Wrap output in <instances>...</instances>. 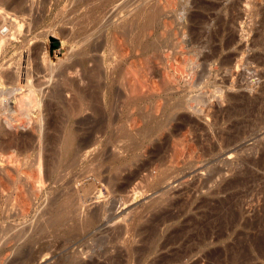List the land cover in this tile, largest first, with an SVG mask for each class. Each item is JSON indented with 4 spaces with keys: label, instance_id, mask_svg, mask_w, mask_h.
Segmentation results:
<instances>
[{
    "label": "bare ground",
    "instance_id": "6f19581e",
    "mask_svg": "<svg viewBox=\"0 0 264 264\" xmlns=\"http://www.w3.org/2000/svg\"><path fill=\"white\" fill-rule=\"evenodd\" d=\"M35 2L32 1L33 9ZM40 2L43 10L52 11V7L58 6L61 0ZM69 2L67 6H61L52 19L53 25L58 24V34L68 46H65L67 52L64 58L49 57L47 48L41 62L38 57L40 53H36L39 49L33 50L30 55L31 64L28 68L34 79L31 87L36 99L40 101L41 96L45 111L43 131L41 120L34 118L33 142L28 145L36 160L25 171L19 155L0 159L1 165L7 161L3 170L8 176L14 177L10 168L22 175L14 180L17 188L13 191L15 203L19 205L24 219L18 220L14 228L11 225L16 229L7 232L3 237L5 240L1 242V252L8 250L12 255L10 258L9 253L8 258L11 260L7 258L8 264H25L31 251L37 219L43 216L30 219L32 198L44 197L43 207L52 208L53 213L57 212L61 219L77 214L72 228L81 230L78 238H87L99 223L93 217L96 210L104 209L109 201L107 196L122 194L138 173L132 172L119 183L117 180L124 171L120 165L155 160H209L220 155L227 144L224 132L225 94L222 89L225 84L222 78H216L218 82H215L220 87L211 88L212 65L216 61L214 58L218 49L213 45V34L206 35L202 40L207 33L206 23L202 19L204 17L195 13L189 16L190 19H196L199 29L180 25L179 28L177 21L181 12L176 13L177 0H165L162 5L149 0H127L119 7L115 5L117 0ZM114 5L116 9L112 11ZM45 11H38L36 19H42ZM169 29L173 32L169 33ZM186 32L188 38L184 39ZM200 39V45L196 46L195 42ZM147 53H151L154 62L165 56V62H155L159 72L154 71L151 59L145 60L143 57L142 61L139 57L138 63L131 62L126 68L121 67L130 57ZM26 62L23 65V62L20 63V67L25 66ZM218 62L223 65L222 60ZM14 66L0 69V96L27 86L29 80L26 79L28 74L25 71H22L21 76L25 72L27 82L16 85L18 78L15 74L18 69L17 65ZM22 69L26 70L24 67ZM10 83L11 86H7ZM219 88L222 92L216 93L220 104L214 110L209 106L203 107L205 95L214 94ZM122 104L129 107H126L128 110L125 109L127 112L124 115H121ZM188 112L196 117L190 116ZM113 128L115 132L111 133ZM4 129L0 124L1 135H5ZM152 136H156L154 142H150ZM77 168L85 169L83 173L80 171L81 175L68 178V174L75 173ZM89 205L91 209L87 210ZM171 206V202L163 196L136 214L122 218L130 226V232L127 238H123V230L118 226L113 234L116 240L111 237L113 242L124 243L127 257L137 261L154 253L160 231H168L182 214L181 209L174 210ZM176 232V229L171 231L159 248L174 244ZM136 238L142 239L145 244L138 250L129 245V239ZM206 239L204 235L202 241ZM81 250L82 253L86 252L83 248ZM114 254H108V264H124L123 252L118 249ZM189 254L188 250H170L158 255L150 264H181L184 257L189 258ZM76 263L79 262H70Z\"/></svg>",
    "mask_w": 264,
    "mask_h": 264
},
{
    "label": "rangeland",
    "instance_id": "374dc122",
    "mask_svg": "<svg viewBox=\"0 0 264 264\" xmlns=\"http://www.w3.org/2000/svg\"><path fill=\"white\" fill-rule=\"evenodd\" d=\"M32 1L0 0V69H11L17 65L16 85L24 81L26 83V79L29 80L27 86L19 87L18 90L12 89L14 92L8 91L0 96V124L5 127V135L0 134L2 138H0V159L19 155V158L22 157L25 171L36 160L35 154L28 146L33 142V123L37 118L41 120V132L45 124L41 96L40 101L36 99L31 87L34 79L28 66L31 64L33 50L39 49L36 53L38 52V55L40 53L38 57L41 58V62L45 57V48L48 50L49 57L62 59L68 47L58 34V24L53 25L52 19L55 18L61 6H67L69 0H61V2L58 0L60 4L52 7V11L46 10L47 12L43 10V5H40V0H36L37 3L35 2L33 9ZM117 1L115 5L119 7L127 0ZM149 1L162 5L165 0H158L161 3L157 0ZM177 2L176 13L182 14V16L178 15L179 28L180 26H196L199 29L196 19H190L194 15L192 13H195L204 17L202 19L206 23L207 33L202 40L206 35L213 34L215 37L213 45L218 50L214 58L216 61L212 65L214 69L211 76L215 78L213 80L210 78V83L213 89L220 87V84L216 83L217 80L222 78L225 82H223L225 85L222 84L225 94L224 132L227 137L224 151L220 155L203 161L182 159L123 163L120 166L124 171L117 182H123L125 177L134 171L138 173L121 192L122 194L115 193V195L107 196L109 201L104 209L96 210L93 217L96 222L99 220V223L89 234L91 236L87 238H78L81 230L75 231L72 228L73 219L77 214L61 219L57 212L53 213L52 208L49 210L43 207L44 197L32 198L30 219L43 216L37 219V227L32 235L33 245L25 264H70L71 261L80 264H87V262L88 264H108L110 255H115L118 249L124 254V264H150L158 255L177 249L190 251L189 258L184 257L181 264H264V1L177 0ZM115 5L111 8L112 11L116 9ZM38 11L45 12L42 19L40 17L37 20ZM44 31L45 34H43ZM168 32L173 31L169 29ZM186 33L183 36L184 39L188 38V32ZM202 40H197L195 45L199 46ZM202 50L208 51L207 48ZM147 55L132 56L123 62L121 67L126 68L132 64L131 62L138 63L152 58L151 53ZM164 57L162 55L161 59L164 60L155 59V62L156 60L158 63L165 62ZM219 59L222 60L223 65L218 64ZM151 61L154 71H158L159 69L155 67L157 62L155 63L154 59ZM25 62L26 67H21L28 69L27 71L20 67V63L23 65ZM22 71L27 72V77L25 72L24 78L21 76ZM212 81L216 84L214 85ZM9 85L11 86V83L7 86ZM7 86L4 87L7 88ZM216 92H222L221 88L214 94L205 95L203 107L209 106L214 110L220 104ZM127 106L121 105V115L127 112L129 109ZM194 115L190 114L196 117ZM119 122L121 123L122 120ZM112 131L111 133L115 132L114 128ZM151 138L150 142H154L156 136ZM212 141L216 142L215 139ZM3 163L0 164V229L4 230L0 231V238H2L0 264H8L11 260L8 258L11 252L8 250L1 252V244L5 240L6 233L15 230L16 228H13L18 225V220L24 218L19 205L15 203L13 191L17 188L14 180L19 177L20 172L16 173L12 168L11 170L8 168L14 177L8 176L3 170L7 161ZM140 167L142 168L139 169ZM83 169H75V173H69L68 178L72 179V175H81ZM163 196L171 202L174 210L181 209L182 214L171 224L168 231H160L157 251L138 261L128 258L125 244L113 242L111 237L114 239L113 234L120 226L123 230L122 237L127 238L130 226L122 218L136 214ZM86 209L90 210L91 205ZM11 225L15 226L12 228ZM175 229L177 230L175 243L169 244L164 249L159 248L170 232ZM204 235L207 236L205 242L202 241ZM129 245L134 250H138L145 244L142 239L136 238L129 239ZM81 248L86 252L79 251ZM106 254L110 255L106 257ZM7 258L9 261H6Z\"/></svg>",
    "mask_w": 264,
    "mask_h": 264
},
{
    "label": "built area",
    "instance_id": "2783aa9c",
    "mask_svg": "<svg viewBox=\"0 0 264 264\" xmlns=\"http://www.w3.org/2000/svg\"><path fill=\"white\" fill-rule=\"evenodd\" d=\"M262 1H264V0H262Z\"/></svg>",
    "mask_w": 264,
    "mask_h": 264
}]
</instances>
